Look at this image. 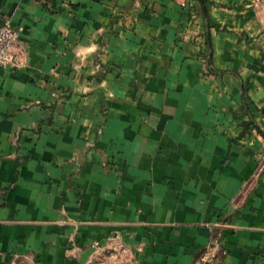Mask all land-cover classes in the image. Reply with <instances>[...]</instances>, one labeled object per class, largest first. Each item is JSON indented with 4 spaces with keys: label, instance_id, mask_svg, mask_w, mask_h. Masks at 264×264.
Instances as JSON below:
<instances>
[{
    "label": "crops",
    "instance_id": "1",
    "mask_svg": "<svg viewBox=\"0 0 264 264\" xmlns=\"http://www.w3.org/2000/svg\"><path fill=\"white\" fill-rule=\"evenodd\" d=\"M252 1L0 0V264H264Z\"/></svg>",
    "mask_w": 264,
    "mask_h": 264
},
{
    "label": "built area",
    "instance_id": "2",
    "mask_svg": "<svg viewBox=\"0 0 264 264\" xmlns=\"http://www.w3.org/2000/svg\"><path fill=\"white\" fill-rule=\"evenodd\" d=\"M19 43V32L8 23L0 27V67H21L24 62L21 58ZM213 255L209 252L202 255V261L212 260Z\"/></svg>",
    "mask_w": 264,
    "mask_h": 264
},
{
    "label": "trees",
    "instance_id": "3",
    "mask_svg": "<svg viewBox=\"0 0 264 264\" xmlns=\"http://www.w3.org/2000/svg\"><path fill=\"white\" fill-rule=\"evenodd\" d=\"M202 3V12L204 16V36L206 39V47H207V55H208V72L213 73V74H223V73H236L234 70H218L215 69L211 65V54H212V46H211V33L210 29L211 27H215L217 29V26H212L209 22V18L207 16V9L205 7V2L204 0H200ZM240 85H241V100H242V107L244 108L246 114L248 115V120L244 123V127L247 128L248 125H251L258 134H260L264 138V131L260 129V127L257 125L254 119V115L252 111L250 110V107L247 103V92H246V86L245 83L243 82L242 79H240Z\"/></svg>",
    "mask_w": 264,
    "mask_h": 264
},
{
    "label": "rangeland",
    "instance_id": "4",
    "mask_svg": "<svg viewBox=\"0 0 264 264\" xmlns=\"http://www.w3.org/2000/svg\"><path fill=\"white\" fill-rule=\"evenodd\" d=\"M252 3L254 4L255 9L260 12L264 23V0H253ZM245 39L250 40L251 38H248V35H246ZM20 264H28V262L23 260Z\"/></svg>",
    "mask_w": 264,
    "mask_h": 264
},
{
    "label": "water",
    "instance_id": "5",
    "mask_svg": "<svg viewBox=\"0 0 264 264\" xmlns=\"http://www.w3.org/2000/svg\"><path fill=\"white\" fill-rule=\"evenodd\" d=\"M4 23H5V21H4V20H2V19H0V27H1V26H3V25H4Z\"/></svg>",
    "mask_w": 264,
    "mask_h": 264
}]
</instances>
